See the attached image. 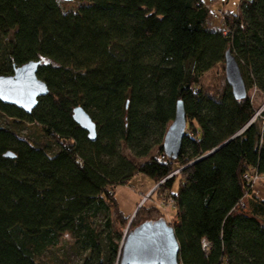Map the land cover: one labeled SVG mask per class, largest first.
Returning <instances> with one entry per match:
<instances>
[{"label": "trees", "instance_id": "trees-1", "mask_svg": "<svg viewBox=\"0 0 264 264\" xmlns=\"http://www.w3.org/2000/svg\"><path fill=\"white\" fill-rule=\"evenodd\" d=\"M73 2L87 5L0 0V75L41 62L49 88L31 114L0 101V264H42L67 236L84 264H118L124 231L155 213L130 224L120 210L115 188L140 174L174 202L179 264H264V199L245 178L264 177V112L225 80L230 51L264 95V0H239L222 22L203 0ZM220 68L223 85L208 83ZM179 101L187 127L172 159L163 143ZM25 124L42 139L21 136Z\"/></svg>", "mask_w": 264, "mask_h": 264}, {"label": "water", "instance_id": "water-1", "mask_svg": "<svg viewBox=\"0 0 264 264\" xmlns=\"http://www.w3.org/2000/svg\"><path fill=\"white\" fill-rule=\"evenodd\" d=\"M72 2L73 0H60ZM41 62L31 61L14 69L12 75H0V101L31 114L38 106L39 99L49 94L45 82L38 78ZM226 81L237 101L248 97V90L236 58L230 51L225 56ZM73 120L95 141L97 127L82 107L73 110ZM187 127L184 103L177 104L176 116L165 135V154L176 159L181 151ZM213 153V152H212ZM211 154V153H210ZM6 158H16L7 152ZM180 245L174 228L165 219L147 221L127 231L121 246L119 264H179Z\"/></svg>", "mask_w": 264, "mask_h": 264}, {"label": "rangeland", "instance_id": "rangeland-1", "mask_svg": "<svg viewBox=\"0 0 264 264\" xmlns=\"http://www.w3.org/2000/svg\"><path fill=\"white\" fill-rule=\"evenodd\" d=\"M205 5L216 14V21L219 19V22H222L223 14L221 11L236 12L239 0H203ZM60 7L63 13H75L81 7L87 5L86 3L79 2H66L60 1ZM222 68L216 70L212 73L207 79L208 83H217L221 84L219 81L220 72ZM226 80V79H225ZM248 97L251 99L252 104L257 112V116L263 115L264 112V95H262L257 89H252L248 92ZM9 122L7 118L0 113V125H6ZM21 136L30 138L33 140L42 139L41 132L38 128L25 124L23 129L19 131ZM126 156L136 161L138 163H143L146 159H135L129 151L125 152ZM155 155L156 152L154 151ZM163 159V158H162ZM181 169H176L173 173L176 177L180 176ZM257 185L254 189L258 187H264V178L257 179ZM162 183L156 184L150 177L140 174L136 175L131 179L126 185H119L115 188L116 199L119 203L120 210L126 216H132L131 222L135 219L138 212L144 211L146 209H153L155 213L147 214L141 213L137 216V221L142 224L147 221H157L161 218H164L168 224L173 223V220L176 217L177 209L174 205V202L168 192L165 190L160 191V185ZM176 189V187H175ZM138 223V224H139ZM133 230V229H132ZM126 229L124 233L126 234ZM85 254L81 251H78L74 242L70 239L69 236L65 237L63 243L60 247L52 249L49 251L42 259V264H84ZM117 262V261H116ZM115 262V264H117Z\"/></svg>", "mask_w": 264, "mask_h": 264}, {"label": "built area", "instance_id": "built-area-1", "mask_svg": "<svg viewBox=\"0 0 264 264\" xmlns=\"http://www.w3.org/2000/svg\"><path fill=\"white\" fill-rule=\"evenodd\" d=\"M223 21V18H222ZM245 178L248 180V182H250L253 185V188L256 187V183H257V179H262L264 177L259 176L257 173H255L254 171H250ZM205 246H208V244H205Z\"/></svg>", "mask_w": 264, "mask_h": 264}, {"label": "crops", "instance_id": "crops-1", "mask_svg": "<svg viewBox=\"0 0 264 264\" xmlns=\"http://www.w3.org/2000/svg\"><path fill=\"white\" fill-rule=\"evenodd\" d=\"M255 193L257 194L258 197L261 199H264V187L260 186L258 189H255Z\"/></svg>", "mask_w": 264, "mask_h": 264}, {"label": "bare ground", "instance_id": "bare-ground-1", "mask_svg": "<svg viewBox=\"0 0 264 264\" xmlns=\"http://www.w3.org/2000/svg\"><path fill=\"white\" fill-rule=\"evenodd\" d=\"M120 258V257H119ZM118 264H119V262H118Z\"/></svg>", "mask_w": 264, "mask_h": 264}]
</instances>
